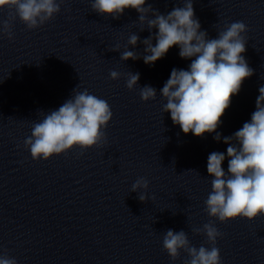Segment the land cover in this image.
I'll list each match as a JSON object with an SVG mask.
<instances>
[{
	"label": "clouds",
	"instance_id": "9594fccd",
	"mask_svg": "<svg viewBox=\"0 0 264 264\" xmlns=\"http://www.w3.org/2000/svg\"><path fill=\"white\" fill-rule=\"evenodd\" d=\"M64 0H0V9L15 10V16L29 30L36 29L54 18L60 12ZM146 0H93L91 8L100 15L118 19L126 9L138 14V21L146 24L147 29H157L154 35L144 39L146 65H153L163 58L173 47H179L181 59H190L187 70L173 68L169 79L160 90L166 100L163 112H169L174 125H179L184 134L192 133L203 137L205 133H215L214 140L219 142L221 134L217 129L221 118L231 105V99L237 95L245 79L254 71L249 67L243 53L246 52L247 39L244 35L248 28L242 21L225 24L216 38H208L201 30V24L195 17L193 0H183V7H174L166 15L154 9ZM0 31L13 39L11 24L4 21ZM153 39L156 43L153 45ZM140 40L137 34H131L128 45L135 47ZM113 51H118L113 49ZM137 52L125 50L121 53L123 61L140 59ZM117 71L110 72V78H120ZM140 79L139 73L127 74L126 87L135 88ZM157 91L151 86L140 88L143 101L154 100ZM43 114V119L33 123L31 135L25 139L24 147L30 150L33 160H48L79 147L82 151L101 146L106 140L105 129L113 113L105 99L90 94L87 89L73 90L72 97L57 110ZM228 145L226 155L212 152L208 156L207 172L211 180V192L205 200V211L209 217L220 223L244 218L252 221L264 216V86L259 88L255 102V111L251 119L245 122L232 136L223 137ZM235 142V143H234ZM227 158V171L222 163ZM149 182L141 177L131 187L139 193V200L148 198L140 192L148 189ZM193 232L206 236V243L198 248L193 246L183 230H167L163 236V249L172 260L180 257L181 250L187 253L185 264H222L220 250L216 247L221 233L210 220L202 228ZM0 264H17L14 257L0 254Z\"/></svg>",
	"mask_w": 264,
	"mask_h": 264
}]
</instances>
